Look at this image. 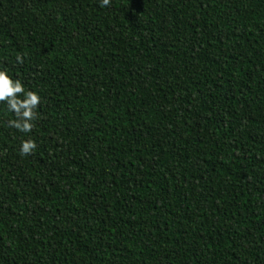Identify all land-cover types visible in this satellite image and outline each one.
Listing matches in <instances>:
<instances>
[{
	"label": "trees",
	"instance_id": "obj_1",
	"mask_svg": "<svg viewBox=\"0 0 264 264\" xmlns=\"http://www.w3.org/2000/svg\"><path fill=\"white\" fill-rule=\"evenodd\" d=\"M0 70V264H264V0H0Z\"/></svg>",
	"mask_w": 264,
	"mask_h": 264
},
{
	"label": "clouds",
	"instance_id": "obj_2",
	"mask_svg": "<svg viewBox=\"0 0 264 264\" xmlns=\"http://www.w3.org/2000/svg\"><path fill=\"white\" fill-rule=\"evenodd\" d=\"M109 4L110 0H100L101 7ZM0 102L6 104L7 110L15 114V119L10 121L12 127L22 133L31 131L40 97L35 91L26 90L19 79H13L5 70H0ZM35 148L36 143L28 139L22 141L20 153L28 155Z\"/></svg>",
	"mask_w": 264,
	"mask_h": 264
}]
</instances>
